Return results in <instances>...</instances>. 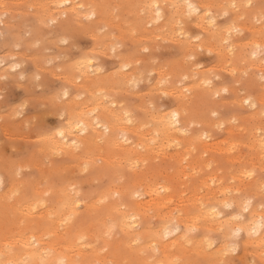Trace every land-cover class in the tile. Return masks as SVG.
<instances>
[{
    "label": "clouds",
    "instance_id": "9594fccd",
    "mask_svg": "<svg viewBox=\"0 0 264 264\" xmlns=\"http://www.w3.org/2000/svg\"><path fill=\"white\" fill-rule=\"evenodd\" d=\"M0 264H264V0H0Z\"/></svg>",
    "mask_w": 264,
    "mask_h": 264
}]
</instances>
